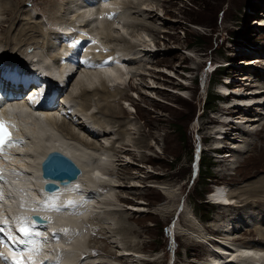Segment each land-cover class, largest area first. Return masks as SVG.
<instances>
[{
    "label": "rangeland",
    "instance_id": "obj_1",
    "mask_svg": "<svg viewBox=\"0 0 264 264\" xmlns=\"http://www.w3.org/2000/svg\"><path fill=\"white\" fill-rule=\"evenodd\" d=\"M60 1L62 2V0H5V3L10 5L15 2V6L19 5L20 10L31 9L32 14L37 16L36 19L44 22L47 31L52 24L61 21V15L67 21L75 16V13H62L58 15L57 21H52L53 18L50 17H54L57 12L55 7ZM138 2L144 3L143 8L125 5V13L120 14L121 18L120 16L118 18L123 22L122 17H128L124 20L127 23L124 25L123 22V25L119 26L118 23L115 26L119 30L109 31L110 34L115 33L112 34L115 39L103 37L104 42L109 40L110 49L118 48L129 55L125 58L126 62L132 59V63H124L125 66H121L127 70L128 75L127 77L126 74H119L120 81L126 76L121 81L123 89L113 88L109 91L114 96H110L113 98L110 104L117 107L115 112L118 114L117 118H110L109 112L104 108L102 114H98L97 117L100 121L96 122V126L113 125L116 132L105 136L103 140L89 134L83 126L82 129L74 126L81 137L89 136V140H98L104 146L117 148L124 143L128 147L120 153L109 152L106 158L110 163L105 162L102 165L98 163L101 170L98 169L100 172H96L97 175L112 181L116 188L101 189L104 195H100V198L104 197L98 204L99 216L90 221V225L93 223L91 228L87 225L81 235L83 247H73V245L69 247L78 257L88 253L86 256L90 259L108 258L110 264L118 262L116 258L126 252L125 250H130L134 256L124 259L123 264H169L172 260L174 264H206L210 260H208L211 249L209 244L216 247L212 240L224 238L218 229L226 228L223 226L227 224L228 218L232 219L231 214L237 215L246 210L264 218V204L262 206L256 198L251 200L247 195L242 199L235 198L234 207L229 206L227 209L210 203L207 195L212 191L214 183L219 186L227 184L230 192L237 194L246 186L248 188L252 185L256 186L258 181H261L259 179L264 177V128L261 127L263 122L259 123L256 120L247 123L246 121L252 117L263 118L264 115L261 114H264V107H259L254 101L252 102L254 105L251 106L256 107L255 110L258 111L251 113L248 107H241L238 104V108L242 109L241 114L247 116L244 120L241 119L240 114L234 116V119L223 115L229 119L227 120L230 126L246 127V130L249 129L251 132L255 129L256 133L258 129L250 127L251 124L260 125L258 129L260 134H248L246 141L242 138L237 140L228 138L225 141L214 139L221 128L216 130L218 125L211 122L213 119H219L225 108H231L236 103L241 104L239 100L242 98L239 96L246 98L245 90L257 89H245V86L244 89L241 87L240 90L233 89L231 84L228 87L232 90L229 91L234 93L230 95L231 97L227 96L228 100L226 97L224 99L219 94L222 87L218 85L223 79L220 76L221 80H217L212 74L215 66L225 67L222 71L226 78L236 85L244 84V80L237 78L249 73L251 68L260 70V74L264 77V65L253 61L254 59L259 62L264 61V53L261 52L264 50V30H262L264 27L259 25L264 22V0H140ZM119 8L121 9L120 6ZM13 10L10 9L3 14L0 11V21H2L0 41L6 37L7 28L14 23L16 16H13L17 9ZM18 24L22 25V22ZM104 25L106 28V24ZM143 37L148 40L146 43L152 49L150 52H147V49H150V47L146 48L148 45L145 46V43L141 45ZM39 38L41 39V36ZM122 39L126 41L122 42ZM34 44L31 43L28 48L31 49ZM154 49L157 52L153 54ZM256 51L260 52L254 54ZM54 52L52 50L50 54ZM246 62L254 65L244 66ZM128 70L129 72L132 70V73L128 74ZM236 74L238 76H234ZM132 76L133 81L126 85L125 82H128ZM74 80L72 85L75 84ZM89 97L94 98L93 100L97 99L94 93H90ZM207 97L210 100L218 97V102L214 109L204 111ZM96 102L103 104L106 101L103 102L99 98ZM92 111L96 113L97 109L94 107ZM118 122H122L124 127L129 129L125 133L120 132L124 129L118 125ZM87 126L91 128V125L87 124ZM215 131H218L216 135ZM141 140L149 146L140 145ZM214 145H221L224 149L221 151L222 157L218 160H215L210 153ZM233 145L235 148H231ZM236 146L244 152H233ZM197 147L198 153L199 150L201 151V162L206 166L208 164L212 166L211 180H208L205 186L202 185L201 172L199 171L200 174L197 175L195 173L196 159L193 158V153L196 152ZM225 153H234L236 158L235 156L224 158ZM224 159H227V169L220 168V162ZM108 167L119 170L116 173H108L112 175L109 176L104 170ZM203 175L206 176L205 167ZM204 192L205 201L210 204L205 207L206 209L195 203ZM261 198H264V195ZM244 199L252 202L244 205L242 203ZM258 215L255 216L260 218ZM257 217H254L250 224H244L245 226L240 224L239 230L236 231L239 236L236 243L250 235L253 238L248 236V241L253 242L254 246L261 245L264 235L255 232L244 235L241 233L245 232V228L255 226V222H258ZM124 227L132 229V232L119 233L120 228ZM93 235L97 236L95 240ZM210 238L212 242L208 241ZM197 239L208 243L205 245ZM100 248L102 250L98 252ZM88 249L92 251L89 252ZM110 249L113 255L107 253L111 251Z\"/></svg>",
    "mask_w": 264,
    "mask_h": 264
},
{
    "label": "bare ground",
    "instance_id": "obj_2",
    "mask_svg": "<svg viewBox=\"0 0 264 264\" xmlns=\"http://www.w3.org/2000/svg\"><path fill=\"white\" fill-rule=\"evenodd\" d=\"M0 1H1L0 3H2L1 9H0L2 14L5 13L6 11H9L10 9H14V10L17 9L15 15L13 16V17L16 16V18L14 19V23H12L13 25H11L7 28L6 37H4L2 41H0V48L2 50L3 56L6 58H15V59H16V56L17 57H20V56L21 57H33V58H35L37 56L40 59H45L47 61H49V60L54 61L56 59L57 54L50 55V51L53 48V44L55 41L54 39L60 38L59 35H57V33H55L52 29H47V31H45L46 25L44 24V22L40 21L41 19L38 20V19H36L37 17L36 18L34 17L31 9L30 10H26V9L20 10L21 9L20 6L19 5L15 6V2L9 5L8 3H5V0H0ZM124 1L123 0L122 1L121 0H119V1L115 0V1L111 2V5L117 6V8H118L117 12H118L119 16H120V14L123 15V13H125V11H126L125 5L126 6L133 5L135 8L140 9L142 7V5L144 4V3L142 4L141 2H138L140 0H128V2H126V1L124 2ZM129 2H131V3H129ZM118 5L121 7V9L119 8ZM13 6H15V7L12 8ZM80 6L82 8V14L80 15V17H83V18L93 17L94 15H98V14L102 15L103 12L108 13V11H109L108 8L93 11L92 7L90 8V6L82 0H62V2L60 1V3L55 7V11H57V12L55 13L54 17H50V18H53L51 20L55 22L58 20L57 18H58L59 14L60 15L62 13H64V14L69 13L70 14V13L74 12L73 11L74 7L77 8V10H78ZM124 9H125V11H124ZM148 11L150 13V10H148ZM148 11H146V12H148ZM43 12L46 15L45 11H43ZM149 13H148V15H149ZM69 14H67V15H69ZM78 16L79 15L77 13H75V16L72 17L71 20L78 18ZM17 17L19 18L18 20H17ZM118 17L115 21H112V22H109L106 24L107 31H106V28L104 27L105 25L104 26L102 25L103 26L102 27L103 32L101 33L102 34L101 35L102 40H103V37H105L106 39L110 38V40L115 39L114 36L112 35L115 33L110 34L109 31L110 32L113 31L112 29L119 30V28L115 26L118 23H119L118 26L120 24H122L123 22H124V25H125V23H127V21L125 22L124 20H126V18H128V17L125 18V16H123L124 17V18L122 17V19H124V20H122L123 22H121L119 20V18H121V16L119 18ZM60 18H61V21L57 22L56 25L69 22L67 20H64L62 18V15ZM44 21H45V19H44ZM19 22H22V25H19L18 24ZM0 23H2V21H0ZM46 24H48V23H46ZM140 24L141 23H139V25ZM52 25H54V24H52ZM259 25L261 27H264V22L259 24ZM262 30H264V28H262ZM106 33H108V34H106ZM106 35H108V36H106ZM124 35H125V33H124ZM39 36H41V39L39 38ZM118 36H122V35H118ZM31 38H33V39L30 40ZM121 38H124V37H121ZM139 39H142V38H139ZM59 41L61 43V49H67L68 48L67 43L62 42L61 40H59ZM121 41L124 42V41H126V39H122ZM141 42H142L141 45H143L144 43H145L144 44L145 46L148 45L146 43V42H148V40L145 39L144 37H143ZM31 43H35V44L32 47L33 49L31 48L32 53H28V50H29L28 47L31 46L30 45ZM105 43L107 45L109 44L111 46V44L109 43V40L106 41ZM148 47H150V45H148L146 48H148ZM116 50L122 52L121 50H118V48H115V50H112V54ZM151 50L152 49L150 47L149 50L147 49V52H150ZM155 52H157V50H155L152 53L154 54ZM259 52L260 51H256V53H254V54H258ZM261 52L264 53V50ZM12 54H15V55H12ZM119 54L113 60V62L114 61L116 62L117 66L114 67V66L109 65V66L103 67L102 69L86 71L85 72L86 75H85L84 80L81 77L82 75H80V74H78V76H77V74L69 75V72H67V71L65 72V70H60L61 71V74H60L61 75V81L66 83V85L62 89V91H64V89H66L65 92L69 95L67 97L70 98L71 103L73 104V107L76 108L75 110H76V113L78 114L77 120L72 121V120H67L64 118L60 119V118L54 117L53 114H45V118H41V119H36L35 117H32V116L25 118L24 122L27 124V127L24 130V132L28 136H30V138H29L30 145L25 147V150L27 153L30 154V156L29 157L16 156L15 160H16V162L20 163L23 168H28V170H30L32 173L35 174V181L36 182H39L38 181V173H39V169H40L39 166L41 165L42 161L45 159V157L49 153H52V152L63 153L66 156H69L74 161V163L81 169L83 174L80 177V179L75 183H79L80 181H85V179H86V181L89 180V181L93 182L92 176L95 175L96 171L98 172V169L100 168L99 165L105 164V162L110 163V161L107 160V158H106L107 155H109L111 152H115V151L120 153L126 147H128V145H126L124 143L120 145V146H122V148L120 146H117L118 149L115 146L114 147L107 146V145L104 146V144H102V142H100L98 140L97 141L89 140L90 139L89 136H87V138L81 137L80 133H78V131H76L75 127H74V126H76V127H79L80 129H82L84 127V130L89 132V134L91 133L92 135L100 137L102 139L105 136L112 135L114 133L115 126H113V125L109 126L106 124L105 125L110 127V128H108L104 125L96 126V122L99 123L100 120L97 117H99L98 114H102L101 112H103L102 111L103 108L105 109L106 112L107 111L109 112L110 118H113V119L117 118L118 114L115 113L117 110V107L115 108L114 106H112V104H110V102H111L110 100L113 99V98H110V96L111 97H114V96L111 95L109 91L112 90L113 88L123 89V87L121 86V81H122V78L123 77L125 78L126 76H123V77L121 76L122 75L121 73L123 72L121 66H125L126 63H128V64L132 63V59L128 60L129 62L125 61V58H128V56H129L128 54H126L124 52H122V56H120ZM18 55H20V56H18ZM253 61H255V63L262 64V66L264 65V61L259 62L255 59ZM155 62H157V61H155ZM56 65L59 67L58 63ZM68 65H69V63H65L64 65H62V67H66ZM243 65L244 66L245 65L252 66L254 64H252V63L249 64L246 62ZM111 71H116L117 73L121 72L120 76L122 77L121 81L119 78L118 79L116 78L117 82L114 83L112 86L108 85V83L112 84V82H113V80L110 77H108L107 79H103L104 77L109 75L111 73ZM131 71L132 70H130V72H129V70H128V74H131L132 73ZM249 71L250 72L247 73L246 75H244L243 77L237 78L238 80H241V81L244 80V84H241V85L237 84L236 85V83L233 84L232 80H231L229 85L232 84L233 89H236V88L239 89L240 87L242 89H244V86H245V89L257 88L255 90H251V91L245 90L244 91V92H246L245 95H247L246 98H243L242 95L239 96L240 98H242L239 101H241L242 103H248L246 105L248 106V110L252 113V112L258 111V110H255V109H257L256 107L251 106V105H254V103L258 104L259 107H264V83H262V80H264V77L260 74V70H254L251 68V69H249ZM163 72H165V71H163ZM234 76H238V74H236ZM127 77H128V75H127ZM74 78L76 80H74ZM70 79H72V80L69 83ZM102 79H103V81H100ZM133 79L134 78L132 76L128 82H125L126 85L127 84L129 85L130 81L131 80L133 81ZM73 80L75 81L74 85H72ZM97 81H98V83H97ZM69 87H72V88H70V90H69ZM226 89L228 91L232 90V88L230 89L228 86H226ZM247 92L249 94H247ZM90 93H94V96L97 97V99H95V100H93L94 98L91 99V97H89ZM232 93H234V91L228 93L227 95H223V98L225 99V97H226L228 100L227 96L231 97L230 95H232ZM235 94H237V93H235ZM99 98H101L103 102L104 101H106V102H104L103 104L97 103L96 101ZM252 102H254V103H252ZM238 104L239 103H236L234 106H232V107L230 106L231 108H225V110L222 112L223 114L221 115V117H219V119H213L211 121L214 125H216V126L218 125L216 127V130H217V128H221L220 130H218L220 133L218 131H215V135L218 132V135H216L218 137L216 138V136H214V139H221V140L225 141L228 138H229V140H230V138H233L235 140H237L238 138H242L244 141H246V139H245L246 135L255 133V129H254V131L251 132V130H249V129L246 130L247 129L246 127L241 128L239 126H235V127L232 125L230 126V124H229L230 122L228 121L229 119L226 117H229V118L233 117V119H234V116L240 114L242 120L247 118L246 115L241 114L242 109L238 108ZM94 107L97 109L96 113L92 111ZM90 112H93V113L89 114ZM246 112H247V110H246ZM223 115L226 117H224ZM261 115H264V114H261ZM256 120L259 123L263 122V123H261V127L264 128V117L263 118L261 117L260 119H258L257 117H252V118H248V120H246V121H247V123H249V122H255ZM114 121H116V120H114ZM87 124H90L93 127V129L90 130L87 127ZM118 125H120V127L124 129V130H120V132L122 131L123 133H125L127 131V129H129V128L124 127L125 125L122 124V122H118ZM250 127H252V128L255 127L256 129L257 128L259 129L260 125L256 126V124H251ZM222 129H224L226 132H224V130L222 131ZM258 129L256 130V133H255L257 135L260 134ZM233 135H235V136H233ZM106 139H108V138H106ZM103 140H101V141H103ZM123 141H124V139H123ZM223 144L226 145V143H224V142H223ZM140 145L149 146L144 140H141ZM262 147H261V149H262ZM231 148H235V146L233 145V146H231ZM236 151L239 153L244 152L238 146H236V150H234L233 152H236ZM227 154H229V153H225V155L223 157L225 158ZM235 155L236 154L233 153L231 155V157L233 158ZM235 158H236V156H235ZM27 162L30 164L29 166H27ZM112 162H114V161H112ZM2 163L3 162H0V165ZM98 163H99V165H98ZM114 164H115V162H114ZM226 164H227V159L222 160L220 162V168L221 169H224V168L227 169L228 165H226ZM101 167H103V166H101ZM100 170H101V168H100ZM104 170H105V174L109 175L108 173H112V172L116 173V172H118L119 169L117 170L116 168L108 167V168H104ZM98 176L96 175L97 178H98ZM109 176H112V175H109ZM109 176H107V177H109ZM30 177L34 179V177H32L30 175L17 176L16 179L14 180V182L16 185L23 188L25 190V192H27L26 189H28V187L31 185V181L28 180V178H30ZM259 180H261V181H258V183L256 181V183H257L256 186L252 185L249 188L246 186L245 188H243L242 191H238L237 194L231 193L229 188L228 189L226 187L221 188L218 190V192L216 194H214L212 196L213 200L217 204L220 203V199L221 200H228V203H230L229 205H227V206L219 205L221 207L228 209V206H232L231 208H233L234 205L236 204V203L233 204L235 198L236 199L237 198L242 199L243 196L247 195L248 198L251 200L256 198V200L261 202L262 206H263L264 198L260 199V197L264 195V177L260 178ZM98 183H99L98 188L103 189V190H105L109 187L111 189L113 187H115L114 186L115 184H113L112 181H109V180L102 178V175H101V178L98 179ZM40 186H41L40 183H37L36 185H34L35 188H39ZM228 190H229V192H227ZM92 191H95V189L93 188ZM95 192H98V190ZM25 194H27V193H17L16 192L18 201H19V198H23V199L28 200L29 198L27 196H25ZM100 195H102V194H100ZM91 196H92V198H94L95 194L91 193ZM102 198H100V199H102ZM16 202H17V199L7 201L8 204H11V206H13L14 203H16ZM251 202L246 201V199L242 200V203L244 205H248ZM89 203H92V201L90 202V200H86L85 206L87 207L89 205ZM106 203H107V201H106ZM110 203H112V202H110ZM214 205H216V204H214ZM102 206H104V205H102ZM254 209H256V208H254ZM252 210H253V208H252ZM50 212L53 215V221L56 220L59 222L69 224L71 226L77 224V218H75V217H66L65 213L56 212V211H52V210H50ZM231 215L233 216L232 219L228 218L226 221L227 224L225 226H223V227H226V228H224L225 230L221 229V228L218 229V231L220 230V232H221L220 235L222 234V236L224 238H221L220 240H218L219 238L213 239V240H212V238L208 239V241H211V240L214 241L216 247H212L213 251L209 250L211 261L208 259L209 262L207 260L208 263H206V264H264V240L263 239L261 240L260 246L252 247L254 249L244 248V247L240 246L241 244L236 243V239L239 238V236H237L238 232L236 233V231L239 230L240 224H243V226H245L244 224H248L249 222H251L254 217H257L255 215H258V214H254V213H251V211L245 210V211L238 213L237 215H235V214H231ZM258 216L260 218L257 217L258 222H255V224H256L255 226H253L252 228H245L244 227L246 230H245V232H241L243 235L244 234H250L252 232H255L259 235H264V218H261L260 215H258ZM49 218L50 217H48V219ZM82 218H84L86 221H90V219H92V220L94 219V218H89V215H87V214L83 215L81 217V219ZM53 227H55V226L53 225ZM88 230L90 231V228H88ZM131 230H130V228L128 229V228L124 227V228H120V232L119 231H117V232H119V233H131L132 232ZM40 233H41V235H44L45 237H49V234L46 231H40ZM59 235H60L59 240H56L54 243L49 241L48 244L58 245V248H60L62 253H65L67 250V245L63 242V240L65 239L66 234L63 231H60ZM248 236L250 237V235H247L245 238H242V239H247ZM93 238L95 240L97 238V236L93 235ZM82 240H83V238L82 239H79V238L75 239V241L72 245L75 247L81 245V247H83L82 246ZM104 240L108 242L107 239H104ZM197 240L200 241L201 243L205 244V245H207V243H208V242L206 243L205 241H201L200 239H197ZM99 241H100V239H99ZM227 241H229V242H227ZM101 248H100V250H98V252H100L102 250ZM51 249H53V248H51ZM77 249H80V248H77ZM74 250H76V249H74ZM111 251H109L107 253L110 255H113V251L112 252ZM125 251L126 252H123V253L118 255V257L116 259L119 261L114 262L113 264H123L124 259H129V258H132V256H134V254L130 250H129L130 252L128 250H125ZM77 257H78L77 255H72V253L66 254L62 259V261L64 262L63 264H70V263H72V264H110L111 263L110 260H109L110 261V263H109L108 258L90 259L87 256L84 258L80 255L78 258ZM83 260H85V263H82ZM202 264H205V263H202Z\"/></svg>",
    "mask_w": 264,
    "mask_h": 264
},
{
    "label": "snow or ice",
    "instance_id": "obj_3",
    "mask_svg": "<svg viewBox=\"0 0 264 264\" xmlns=\"http://www.w3.org/2000/svg\"><path fill=\"white\" fill-rule=\"evenodd\" d=\"M93 43H96V42L93 41ZM20 143H22V141L17 142V141L12 140L11 135L8 132L7 126L5 125L4 122L0 121V155L4 154L5 147H17L20 145ZM53 159L54 158H50V162H52ZM0 179H2V176H0ZM72 205H74V202L69 201L68 205H66L65 207L72 206ZM43 208L46 210H52L56 212L62 211L61 207L56 203L55 199L45 201ZM36 225H37L36 220L31 221V223L29 224L26 218L21 219V222L17 228V231L19 233V244L22 245L23 248L20 249L18 253H14V256L18 254L20 259L14 258L11 261V264H24L23 256H24L25 251L29 253H35L37 255L39 254V249L37 248V241L33 239V237H39L41 235L40 232L33 231V228H35ZM6 226H7V221H5V227H0V233H6L9 241L16 239L11 235V230L7 229ZM63 232L67 234L68 230L64 229ZM53 235L55 236L56 234L54 233ZM0 244H3V241H0ZM13 247H16V246L13 245ZM11 250L12 249L10 248V251ZM0 256H2V254H0ZM30 264H34V262H30Z\"/></svg>",
    "mask_w": 264,
    "mask_h": 264
},
{
    "label": "water",
    "instance_id": "obj_4",
    "mask_svg": "<svg viewBox=\"0 0 264 264\" xmlns=\"http://www.w3.org/2000/svg\"><path fill=\"white\" fill-rule=\"evenodd\" d=\"M50 158H54L50 162ZM43 177L46 179L68 180V182L78 179L81 174L80 168L74 161L60 152H52L47 155L42 163ZM50 188L57 189V185L48 184L47 190Z\"/></svg>",
    "mask_w": 264,
    "mask_h": 264
},
{
    "label": "trees",
    "instance_id": "obj_5",
    "mask_svg": "<svg viewBox=\"0 0 264 264\" xmlns=\"http://www.w3.org/2000/svg\"><path fill=\"white\" fill-rule=\"evenodd\" d=\"M194 23H196V22H194ZM223 69H221V68H218V69H216V71L213 73V76L217 79V80H221V78H220V76L222 77V76H224L225 75V73L222 71ZM217 102H218V97H214V98H212L211 100L209 99V97H207L206 98V100H205V102H204V107H203V109H204V111H209V110H212V109H214L215 107H216V104H217ZM185 141V140H184ZM206 168V176L205 175H203V168ZM211 169H212V166L211 165H204V163H202L201 162V167H200V172H201V179H202V185L204 184V186L205 185H207L208 183H207V181L208 180H211ZM200 174V173H199ZM209 182V181H208ZM199 187H200V185H199ZM205 196H206V193L204 192L203 194H202V197L201 198H199V199H196V201H195V203L199 206V207H202V208H204V209H206L205 207H208V206H210V204L208 203V202H206L205 201ZM194 206H196L195 204H194Z\"/></svg>",
    "mask_w": 264,
    "mask_h": 264
}]
</instances>
